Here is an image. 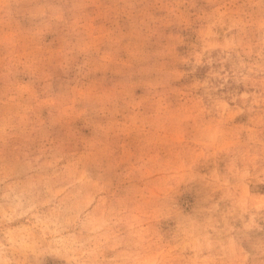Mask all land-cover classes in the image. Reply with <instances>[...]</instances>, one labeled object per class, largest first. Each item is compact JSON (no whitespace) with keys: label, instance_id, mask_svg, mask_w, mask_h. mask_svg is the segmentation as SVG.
<instances>
[{"label":"rangeland","instance_id":"374dc122","mask_svg":"<svg viewBox=\"0 0 264 264\" xmlns=\"http://www.w3.org/2000/svg\"><path fill=\"white\" fill-rule=\"evenodd\" d=\"M0 264H264V0H0Z\"/></svg>","mask_w":264,"mask_h":264}]
</instances>
